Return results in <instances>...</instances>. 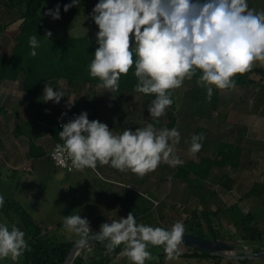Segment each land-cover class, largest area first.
Listing matches in <instances>:
<instances>
[{
  "label": "clouds",
  "instance_id": "9594fccd",
  "mask_svg": "<svg viewBox=\"0 0 264 264\" xmlns=\"http://www.w3.org/2000/svg\"><path fill=\"white\" fill-rule=\"evenodd\" d=\"M75 3L77 0L65 5L64 11ZM45 15L59 19V7ZM92 19L99 31L89 73L101 81L97 87L118 91L121 75H127L135 64V91L155 95L147 109L153 118L166 113L173 103L170 90L180 88L185 79L191 80L195 70L202 73L198 84L206 87L210 100L211 86L234 88L232 77L250 71L255 61H264V11L249 8L247 0H98ZM51 36V31L44 34L47 39ZM29 45L33 49L30 55L36 56V35L29 38ZM53 89L45 84L44 102H60L64 93ZM61 127L63 143L55 145L54 153L61 164L68 166L71 160V167L77 170H95L99 162L143 177L155 171L162 160L171 166L183 164L175 155L180 141L175 128L157 129L148 124L115 135L106 124L90 121L83 112ZM203 139L202 134L191 137L188 151L192 156L201 150ZM4 202L0 196V208ZM63 226L79 237L76 243L81 248L92 240L106 241L109 252L123 244V255L132 264L158 259L147 250L149 245H163L166 259H177L185 232L181 222L170 230L137 223L132 212L126 218L102 223L97 232L79 214L64 216ZM24 237L16 224L11 229L0 224V258L16 261L22 256L28 248Z\"/></svg>",
  "mask_w": 264,
  "mask_h": 264
},
{
  "label": "crops",
  "instance_id": "0c3cea01",
  "mask_svg": "<svg viewBox=\"0 0 264 264\" xmlns=\"http://www.w3.org/2000/svg\"><path fill=\"white\" fill-rule=\"evenodd\" d=\"M11 28L10 26L8 30ZM22 78L20 76L17 81L10 82L3 80L0 83V109L3 110L2 115H0L1 178H4L7 182L14 179H18L17 182H20L25 177V173L32 174L36 172L52 180V176L56 173L63 172L64 175L59 179V182L67 180L71 184L75 194L74 198L86 195L84 200L82 198L84 204L82 202L81 206L84 211L88 209L92 212L90 216L87 215L84 218H87L89 221L93 232L99 231V226L102 223H111L113 220L126 218L127 215L123 217L118 216L119 212L123 209L132 211L136 220L139 216L143 219L144 216L142 214H147L148 216L149 211H153L155 214V206L158 205L161 199L159 196H162L165 197V202L176 201L177 199H181L184 202L195 198L197 215L202 214L204 210L208 213H215L211 218L212 221L223 218L227 225L229 224L231 227L241 229L240 226H234L224 215L225 209L237 206L243 215L251 217L250 226L256 233L263 236L262 242L264 241V156L259 157L257 155L264 151V140L256 141L252 145H246L243 139V135L247 134L249 129L257 134H263L264 113L262 115H252L249 112L250 107L242 110L231 109L232 114L236 115L239 121H241L237 123L238 127H236L237 130L234 132L235 138L231 142L220 140L217 146H215L216 148H211L215 149L213 155H206L203 152L210 150L207 148L208 144L213 145L212 140L208 142L207 136L211 134V126L216 123L214 122V116L211 114L210 121L200 118L194 126L191 125L193 122L190 121L189 135L192 133L191 135L193 136L194 132L191 131V128L194 127V129L192 128L193 131L195 128L206 130L207 136L202 141L201 150L195 156L191 155L186 160L185 156L187 157V153H189L188 149L190 148L191 139L188 136V141L185 140V143L181 142V139L184 137L182 138V132L180 133L181 137L179 143L176 145V152H178L179 159L183 160L182 165H187L189 162L197 165L204 161H215L216 157H218V147L222 144H226L233 150H236L233 157H231L232 155L228 156V164L224 167L211 166L208 168V165H205L202 168L205 175L203 184L199 181L198 177L192 174L189 175V178L194 183H187L182 179L172 177L171 174L174 173L172 172L173 167L163 160L158 166L160 168L153 171L152 176L146 174L141 177L128 169L122 172L111 167L110 164L100 165L99 162H97L95 170L85 168L66 173L53 167L48 160V154L55 146L56 140L49 133L48 126L43 122H39V119L36 118L34 102L21 89L20 82ZM47 85L53 87L54 91H62L64 96H62L59 103L52 101L44 102L42 100L44 85L35 98V100L45 105L46 108H44L43 113L49 115L51 110L56 107L68 108L66 104L69 103V94L70 96L71 94L73 95V90L67 87L66 82L63 79L51 80ZM100 89L102 92L111 93L110 90ZM117 93L118 97L121 98V93ZM132 96L134 94L130 96L126 95L125 99L127 97L132 98ZM92 105H83L85 110H87L85 113H87L89 120H98L106 124L115 135L122 134L124 130L135 131L137 128H144L148 125L145 122L138 123L135 121L138 119L134 117L137 112L129 105L117 103L114 111L111 113L100 105ZM147 109L146 107L143 113L145 117L150 118L152 116L148 113ZM208 123L211 125L209 126ZM150 124H153L157 129H161L153 122ZM166 124H162V128H168ZM168 129L171 130L170 128ZM195 134H198L197 131ZM203 148H206V150ZM155 172H157L158 177H161L160 179L154 180L153 175ZM159 183L167 184L168 186L167 188L164 186V189L163 187H159ZM139 185L144 186V190L139 191L137 188ZM192 186L194 189H192ZM153 202L158 203L153 204ZM18 204L20 205V203ZM21 207L28 212L27 208L22 205ZM98 209H102V211L98 212ZM28 213L32 220H35L42 234L48 236L47 233H44L42 220L40 221L32 216L30 212ZM155 218L151 214L149 218L150 222L149 220L147 222L144 220L141 224L154 228L162 227L161 220L157 219V217L156 221H154ZM217 221L216 224L218 223ZM201 225L203 226L204 224L201 222ZM88 261L83 259L82 264H89ZM109 264H132V262L127 256L119 254Z\"/></svg>",
  "mask_w": 264,
  "mask_h": 264
},
{
  "label": "rangeland",
  "instance_id": "374dc122",
  "mask_svg": "<svg viewBox=\"0 0 264 264\" xmlns=\"http://www.w3.org/2000/svg\"><path fill=\"white\" fill-rule=\"evenodd\" d=\"M7 1L8 0H0V5L7 3ZM96 3H98V0H85V3L79 15L75 17L74 20L65 22L60 14L59 19H53L51 15H45V13L49 10L56 9L55 6H52L51 0L45 2L40 11L45 21V32L51 31V37L55 39L62 38L63 34L66 33L69 37L89 36L92 41H96V36L99 29L92 19V10L95 7ZM247 3L249 8L255 9L257 12L264 11V0H247ZM17 25L18 23L11 26L12 28L10 30H7V32L12 35L13 32H15ZM132 41L133 37L130 36V49ZM254 68H260L264 70V61H255L251 69ZM251 79L255 82L249 85L235 86L234 88H229L224 91H217L211 86L213 88V94L210 100L207 98L206 87L198 84V80L193 78L191 80L185 79L180 88L173 89L174 110L171 111V116L175 118V121L177 120L174 128L178 130L179 134L182 132V138L184 137L183 139H181V142L185 143V140L188 141V136H190V139L192 137V133H190V135L188 134V132H190L188 130L190 121L193 122L191 124L192 126L196 125V122H198L200 118H204L210 121L209 119L211 118V114L214 116V122L216 123L211 126V134H209L207 137L208 142L212 140L213 145L208 144L207 148L210 150L204 151L203 153H205L206 155H213V151L215 149L211 148H216L215 146H217V143H219L220 140H225L227 142L233 141V139L235 138L234 132L235 130H237L236 127H238L237 123L241 121H239L236 115L232 114L231 109L242 110L246 109L247 107H251L254 96L258 91V87L260 85L259 76L252 75ZM78 91L80 93L71 91L73 95L71 94L70 96L69 94L70 98L69 103L66 104L68 107L66 109H81L83 105L94 104L100 105L102 108H106L107 111L111 113L114 111V107L118 103L121 105H129L131 108H133V110H136L137 113L134 117H136L135 119L138 118L137 120H135L138 123L145 122L150 124L151 122H153L157 126L162 128V124L168 122L167 113L159 118L145 117L143 112L145 111L146 107H149L151 100H145L140 95L134 94L132 98L128 99L119 98L117 92H111L108 94L102 92L100 88L94 85L81 86ZM167 110L168 109H166V111ZM84 111L87 112V110L85 109ZM208 125L210 126L211 124L208 123ZM192 128L194 129V127ZM192 128L191 131L193 132ZM232 135L233 137H231ZM243 136L245 144L252 145L253 143L255 144L256 141L264 140V131L263 134H257L256 132L249 129L247 134H244ZM203 149L206 150V148ZM187 154V157L185 156L186 160L191 156L190 153ZM175 155L178 157V152L175 151ZM257 155L259 157L264 156V151L260 152ZM172 167V172H174L175 168L174 166ZM152 173L153 172L147 174L152 176ZM62 175H64L63 172H58L54 176H52L53 179L51 180L49 177H45L41 174L39 175L36 172L32 174L25 173V177L22 178L20 182H17L18 179L7 182L4 178L0 177V196H3L4 200H14L20 203V206L22 205L27 208L28 212H30L32 216L39 219L40 221L42 220V226L45 231L44 233H47L48 237L53 241L72 242L74 244L76 243L78 236L67 231L64 228L63 217L79 214L82 218H84L87 215L90 216L92 212H90V210L88 209H85L84 211L83 207L81 206L82 202L84 204L83 200L86 195H80L75 199V194L72 190L71 184L67 182V180H64V182H59V179H61ZM153 176L154 180H157V178H161L157 176V172H155ZM171 182H173V180H171ZM16 183L17 185L15 186ZM159 184V187L163 188L164 186L165 188H167L168 186L167 184ZM137 188L139 189V191H142L145 187L139 185ZM192 189H194L193 186ZM159 197H161L159 203L153 202V204L158 203V205L155 206V214L153 211H149L148 216L147 214H142V216L144 217L143 219H141L142 217L139 216L136 220L138 223H141L144 220H146V222L149 220L150 222L149 218L152 214V216H155L156 218L158 217L157 219L161 220L162 227L160 228H164L166 230H170L172 225L176 222H181L184 225L185 230L195 224L196 219L194 218V214L197 212L195 210V198L186 200L184 202L181 199L165 202V197ZM84 207L86 206L84 205ZM98 210V212L102 211V209ZM129 212L132 211L123 209L121 212H119L118 216L123 217ZM156 218L154 219V221H156ZM216 220H218L217 224ZM33 221L35 223V220ZM2 223H6L9 226V229H11V226L13 224H16V226L25 233L24 239L27 242L28 232L23 226L21 218L18 214L13 211L0 212V224ZM212 226L217 227V229H215L214 227L216 231L215 233H217V236L219 238L217 240H222L229 245H232L238 251L233 252L232 255H237L238 253H241V251L255 253L260 248H264V241H245L242 230L239 228H234L233 226L231 227L229 226V224L227 225L223 218L214 219L212 221ZM120 247V251L117 252L118 254L114 256L112 255L109 263H111L119 254H123L124 245L122 244L120 245ZM147 250L152 254L154 258H158L159 255L164 251V246L149 245ZM180 250L181 254L183 253L187 256L180 255L177 259L168 261L165 255L163 264L213 263L212 259L210 258L203 259L193 256L192 254L199 253V251H195V249L192 247L180 245ZM95 253H99V250L95 248V243H92L86 246L84 249L80 250L74 259L83 258L87 261L90 260ZM222 255L224 256L228 254L223 253ZM223 256L220 259L219 264H264V260L238 261L225 258ZM20 258L21 256L16 261H12L10 257L0 258V264H19ZM74 261L75 260H73L71 264H74ZM156 261L157 259L146 260L145 264H156Z\"/></svg>",
  "mask_w": 264,
  "mask_h": 264
},
{
  "label": "trees",
  "instance_id": "16d2710c",
  "mask_svg": "<svg viewBox=\"0 0 264 264\" xmlns=\"http://www.w3.org/2000/svg\"><path fill=\"white\" fill-rule=\"evenodd\" d=\"M47 1L49 0H8L7 3L0 5V83L3 80L10 82L17 81L20 76L23 77L20 82L22 91L34 102L36 107V118L39 119V122H43L48 126L49 133L57 143L60 137L55 118L63 108H53L49 115H45L43 113L44 108H46L45 105L35 100L40 89L51 80L63 79L68 88L75 92H79L78 90L81 86L94 85L97 87L101 81L98 77H92L89 73V65L94 59V53L98 48L96 41H92L89 36L69 37L66 33L59 39L52 37L47 39L44 37L45 21L40 11L43 4ZM51 2L52 6H55V8L59 7V14L62 16L63 20L67 22L74 20L75 17L79 15L85 0L77 1L67 12L64 11V7L65 5L72 4L73 0H51ZM15 23H18V25L15 32L11 35L7 30ZM33 35H36L39 41V47L35 49L37 54L34 57L30 55L33 49L29 45V38ZM135 59L136 56L135 53H133V60L135 61ZM195 71L196 75L192 78L199 80V76L202 73L198 69ZM134 72L135 64L129 69L127 75H121L117 92L121 93V98L124 99L126 95L130 96L132 94H137L145 100L149 99L152 101L155 98L154 94L145 95L135 91L138 79L135 77ZM252 75L259 76L260 85L254 96L249 112L252 115H262L264 113V70L254 68L242 75L238 74L232 77V80L235 81V86L249 85L255 82L251 79ZM212 87L217 91L229 89L226 88L221 90L215 88V86ZM170 91L172 92L171 99L173 103L167 108L169 111H166L168 117L166 125L168 128L173 129L177 120L175 121V118L171 116V111L174 110V99L173 91ZM128 98L129 97H127V99ZM84 109L85 107L81 109L76 108L74 110L85 113ZM2 113L3 110L0 109V115H2ZM196 131L198 133L197 135L202 134L204 138L207 136L206 130L195 128L193 135H196ZM235 152V149L233 150L228 145L222 144L218 147V157H216L217 159H215V161H204L197 165L193 162H189L187 165L176 166L174 173H172V177L182 179L187 183H194V181L189 178V175L192 174L198 177L199 181L203 184L205 175L203 174L202 168L205 165H208V168L211 166L224 167L228 164V156L232 155L231 157H233ZM4 201V205L0 208V212L13 211L18 214L23 226L28 232V248L22 254L19 264H62L73 243L53 241L46 234H42L41 229L34 223L30 214L16 201ZM214 215L215 213H208L205 210L202 211L200 215L195 213V224L186 229L184 233L209 240L219 239L212 226L211 218ZM224 215L234 226L241 227L245 241L262 242L263 236L256 233L250 226L251 217L249 215H243L240 210H238L237 206L225 209ZM201 222L204 224L203 226ZM106 243V241L95 242V248L99 250V253H95L91 257L88 261L89 264H108L111 256L118 254L117 252H119L121 248L120 245L114 247L110 253L105 247ZM196 250L197 249H195V251ZM165 255L166 253L163 251L159 255L156 264H163ZM181 255L187 256L183 253ZM192 255L196 258H210L212 259V264H219L222 258L220 256L208 255L200 251ZM74 260V264H82L83 262V258H76Z\"/></svg>",
  "mask_w": 264,
  "mask_h": 264
},
{
  "label": "water",
  "instance_id": "95a60500",
  "mask_svg": "<svg viewBox=\"0 0 264 264\" xmlns=\"http://www.w3.org/2000/svg\"><path fill=\"white\" fill-rule=\"evenodd\" d=\"M95 242L98 241L92 240L89 241V244ZM181 245L192 247L202 253H206L212 256L222 257L223 253H227L228 255H224L223 257L238 261L264 260V248H260L255 253H248L245 251H241V253H238L237 255H232L233 252H238L232 245H229L228 243L222 240H209L188 233H184V236L182 237ZM84 248L85 247L83 248L79 247L77 243L72 244L62 264H71L74 258L76 257L77 253Z\"/></svg>",
  "mask_w": 264,
  "mask_h": 264
},
{
  "label": "built area",
  "instance_id": "2783aa9c",
  "mask_svg": "<svg viewBox=\"0 0 264 264\" xmlns=\"http://www.w3.org/2000/svg\"><path fill=\"white\" fill-rule=\"evenodd\" d=\"M80 114H81V112L74 110V109H66L65 108V109L61 110L55 118V122H56V125H57L59 132L62 131V127H61L62 124L69 122L70 120L76 118ZM57 143L62 144L63 141L59 140V142H57ZM54 148H55V146L53 147V149L48 154V159H49V162L51 163V165L53 167H55L56 169H59V170L64 171L66 173H71V172L75 171L76 169L71 167V160L68 161V166H65V165L60 163L59 158L54 153Z\"/></svg>",
  "mask_w": 264,
  "mask_h": 264
},
{
  "label": "bare ground",
  "instance_id": "6f19581e",
  "mask_svg": "<svg viewBox=\"0 0 264 264\" xmlns=\"http://www.w3.org/2000/svg\"><path fill=\"white\" fill-rule=\"evenodd\" d=\"M237 243V242H236Z\"/></svg>",
  "mask_w": 264,
  "mask_h": 264
}]
</instances>
